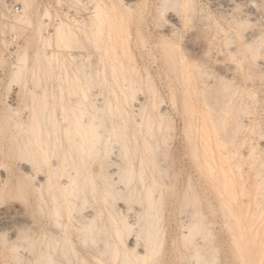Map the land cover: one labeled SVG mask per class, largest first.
<instances>
[{
  "label": "rangeland",
  "instance_id": "1",
  "mask_svg": "<svg viewBox=\"0 0 264 264\" xmlns=\"http://www.w3.org/2000/svg\"><path fill=\"white\" fill-rule=\"evenodd\" d=\"M23 1L0 0V126H3L0 127V189L3 184L1 182L7 178L9 182H6L14 184L13 187L18 185L19 178H24L21 183L26 180L24 191L28 194L22 195V198H27V203L25 200L21 201L18 195L17 201L18 198L20 201L17 203L15 191H11L14 201L8 184L3 186L4 190H0V197L5 200L0 198V264H102L103 261V264H138L136 255L141 251H146L148 257L151 254V259H147L152 263L147 260L145 264H202L209 259L214 260L212 262L215 264H244L240 261L244 258L243 253L236 254L231 234L226 227L228 218L221 207L222 200H218L214 187L193 161L189 137L196 136L202 122L201 117L207 110H213L207 104H212L208 99L209 95L210 100H214L216 103H213L219 106L218 109L220 106L225 111L232 109L228 113H214L213 116H224V125L235 130L234 162L242 164L247 171L244 170L243 173L244 185L248 188L258 185L261 189L258 192L262 194L259 195L264 198V192H261L264 191V27L261 28L262 24L264 26V0H239L242 2L241 6H234L235 3L230 0H136L137 3H133V16L127 22L128 31L126 30V49L130 51V60L123 58V50L121 51L116 36L109 35V17L101 16L100 13L105 11L112 16L110 20H116L114 13L119 14L122 4L125 5L128 0H29L25 12L22 8ZM229 1L233 4L230 9L225 7L230 4ZM97 7L99 13L94 11ZM252 7L257 14L259 11L262 13L261 18L260 14L248 17L250 14L246 9ZM245 14L249 18L246 23ZM170 16L177 20L178 29L174 47L165 48L162 32L169 27L167 22ZM22 17L24 20H21ZM257 17L258 25L256 21L250 20H257ZM250 21L253 22L251 25ZM207 26L212 31L210 30V39L206 42L204 66L193 69L188 45L197 38L201 39V30L207 29ZM67 30L73 32L75 44L65 43L62 35ZM137 33L141 34L142 41L136 39ZM241 33L242 40L247 35L255 36L254 44L256 47L257 44L258 47L261 46L257 47V56L248 54L239 38ZM196 40V44L199 43ZM221 65L231 67L229 71L233 75L230 85L224 83L219 75ZM18 67L23 69L19 72ZM226 88L229 89L228 92ZM211 97L217 98V101ZM43 99L47 104L45 112L43 110L44 113L40 116L39 126L48 136L46 146L43 144V147L48 148L49 160L45 161L47 164L36 162L34 165L32 157L24 153L25 148L19 147L25 155L18 153L21 156L17 158L19 155L16 150L19 148L9 147L16 140L18 147L19 143L25 146L26 142L33 139L30 138L33 136L31 134L38 125L32 131L26 121L31 120L34 112H39L38 107ZM5 118L10 122L6 123ZM88 121L93 123L91 126L100 135V138L95 135L96 141L93 139L95 143H91L93 147L84 137L87 128L91 129L87 125L90 123ZM22 126L31 130V133L23 130ZM37 149L31 150L33 157L38 155L34 154L35 151L39 152ZM10 150L15 151L11 154ZM26 165L31 168V176L22 177L20 170L23 171L22 168ZM49 165H53L55 171ZM67 168L69 172L66 171ZM41 179L48 181L43 187L38 186L37 181ZM26 182L29 184L26 185ZM65 183L72 187V191L68 192V189L65 193H60L61 190L57 187L61 186L58 184ZM29 185H33L35 191L27 190ZM67 192L70 194L67 195ZM7 196L12 197L7 200ZM184 198H187V202L190 200L186 207ZM182 201L184 206H180ZM20 202L26 206L22 203L24 207H21L23 205ZM68 202L70 205H66ZM193 223H201L200 226L207 224L206 230L204 227V231L191 230L190 226L195 225ZM198 224L197 229L200 228ZM23 226L27 229L24 230ZM18 230L23 234L20 237ZM106 241L109 247L106 246ZM41 250L46 254L42 256ZM111 250L118 255L114 256ZM152 254H156V258ZM211 254L212 257L214 255L213 258H210ZM107 255L110 257H106ZM244 256L249 264L257 263L251 261L249 255ZM258 257L262 258V255L256 256Z\"/></svg>",
  "mask_w": 264,
  "mask_h": 264
},
{
  "label": "bare ground",
  "instance_id": "2",
  "mask_svg": "<svg viewBox=\"0 0 264 264\" xmlns=\"http://www.w3.org/2000/svg\"><path fill=\"white\" fill-rule=\"evenodd\" d=\"M23 1V0H22ZM26 1V0H25ZM29 1V0H28ZM28 1L27 2H24L23 3V5H22V8H23V11L25 12L26 11V8H27V3H28ZM75 1V0H74ZM232 3L234 2L235 4H234V6H239V4H240V6L242 5L241 3L242 2H240L239 0H236V2L235 1H233V0H230ZM229 1V3L230 4H227V6H225V7H228L229 9L231 8V7H233V4H231V2ZM242 1V0H241ZM245 1V0H244ZM250 1V0H249ZM78 2V1H77ZM134 2H136V0H128L127 1V3L125 4V5H123L122 4V9L120 10L121 12L119 13V14H117V13H114L115 15H116V20H110V16L111 15H108V13L107 12H105V11H102V12H100L101 13V16H104V17H109V20H107V23H109V35L111 34V35H113V36H116V38H117V40L116 41H118V43H119V45L121 46V51L123 50V58H125L126 60H130V51L128 50V49H126V44H127V35H126V30L128 31V29H127V27H128V24H127V22L129 21L128 19H131V17L133 16V10L135 9V7L133 6V3ZM260 2V1H259ZM87 3V2H86ZM137 3V2H136ZM249 3V2H248ZM256 3V2H255ZM100 4H102V3H100ZM178 4V3H177ZM11 5V4H10ZM13 5V4H12ZM11 5V6H12ZM176 5V4H175ZM253 5V4H252ZM257 5V4H256ZM112 6V5H111ZM191 6V5H190ZM260 6V5H259ZM101 7V6H100ZM159 7V6H158ZM251 7V6H250ZM257 7V6H256ZM98 8L99 7H97L96 8V10H94V11H96L97 13H99V11H98ZM102 8V7H101ZM121 8V7H120ZM223 8H224V6H223ZM228 8L227 9H225V10H228ZM241 8V7H240ZM253 8V7H252ZM252 8H250V9H246V11H247V13L248 14H250V16L248 15V17H252L251 15H253V16H256V15H259L260 16V18L262 17V13H259L258 12V14L255 12V10H254V8L252 9ZM95 9V8H94ZM119 9V8H118ZM117 9V10H118ZM163 9V8H162ZM242 9V8H241ZM245 9V8H244ZM258 9V8H257ZM103 10H106V9H104L103 8ZM116 10V11H117ZM234 9H231V11H233ZM262 10V9H261ZM115 10H114V12H116ZM119 11V10H118ZM136 11V10H135ZM161 11V10H160ZM176 11V10H175ZM23 12V13H24ZM189 12V11H188ZM187 12V13H188ZM49 12H47V14H48ZM178 13V12H177ZM26 14V13H25ZM137 14V13H136ZM232 14H233V12H232ZM245 14V15H246ZM24 15V14H23ZM135 15V14H134ZM176 15V14H175ZM221 15V14H220ZM236 15V14H235ZM247 15L244 17V19L245 18H247ZM49 15H47V17H48ZM207 16H208V14H207ZM244 16V15H243ZM258 16V17H259ZM263 16H264V12H263ZM2 17V16H1ZM21 17V16H20ZM97 17H99L98 15H97ZM112 17V16H111ZM209 17V16H208ZM232 17V16H231ZM242 17V16H241ZM258 17H257V20H255V19H252V18H250V20H253V22L254 21H256V23L258 22ZM177 18V17H176ZM254 18V17H253ZM264 17H262V19H263ZM21 19V18H20ZM103 19V18H102ZM108 19V18H107ZM201 19H202V17H201ZM221 19V18H220ZM239 19V18H238ZM248 19L249 18H247L246 20H245V23L246 22H248ZM21 20H24L23 19V17H22V19ZM27 20V19H26ZM200 20V19H199ZM205 20H206V18H205ZM201 21V20H200ZM241 21H242V23H244V21H243V19H241ZM0 22H1V20H0ZM20 22V21H19ZM23 22V21H22ZM21 22V23H22ZM100 22V21H99ZM163 22V21H162ZM205 22V21H204ZM252 22V23H253ZM20 23V24H21ZM95 23V22H94ZM166 23V22H165ZM168 24H169V27L165 30V31H163L162 33L164 34V39H165V45H164V47L166 46L167 48H170L169 46H171V47H174V45H175V33L177 32V25H178V22H177V20L172 16H170V18L168 19V22H167ZM181 23V22H180ZM214 23V22H213ZM238 24L240 23V22H237ZM251 23V21H250V25L252 24ZM16 24V23H15ZM200 24V23H199ZM207 24V23H206ZM29 25V24H28ZM254 25V24H253ZM256 25H258V23L256 24ZM261 25V24H260ZM18 26V25H17ZM202 26V25H201ZM245 26H246V24H245ZM5 27H6V25H5ZM9 27V26H8ZM40 27H41V25H40ZM203 27H204V25H203ZM203 27H202V29H203ZM208 27V26H207ZM244 27V26H243ZM249 27V26H248ZM261 27V26H260ZM263 24H262V29H263ZM164 28V27H163ZM240 28V27H239ZM241 28H242V26H241ZM10 30V29H9ZM8 30V31H9ZM107 30V29H106ZM160 30V29H159ZM210 30L212 31V29H209V27L206 29V28H204L203 30H201V36H199V37H201V39L200 38H197V40L198 39H200V41L198 40H196L197 42H199V43H197L196 44V42H195V40H194V43H190V44H194V45H188V46H190V47H188V49L191 51V57H192V64L194 65V67H193V69L196 67V68H199V67H201V66H204V65H202L203 64V59H204V52H205V47H206V42L210 39ZM14 31H16V30H14ZM24 31V30H23ZM238 32H240V30L238 31ZM61 33H63V32H61ZM262 33V32H261ZM34 34V33H33ZM248 34V33H247ZM129 35V34H128ZM141 34L140 33H137V38L136 39H138V41L139 40H141L142 41V37L140 36ZM162 35V34H161ZM230 35V34H229ZM241 35H242V33L240 34V39H241ZM252 35H254V34H252ZM4 36V35H3ZM63 37H64V41H65V43L67 44H71V43H74V37H73V32H71L70 30L68 31H65L64 32V35H62ZM249 35H247V38L245 39V38H243V46L245 47V49H246V51L248 52V54L250 53L251 55H255L256 54V56L259 54V53H257L258 52V49H257V47L259 46L258 44H257V47H256V45L254 44V41H255V36H249ZM109 37V36H108ZM111 37V36H110ZM197 37V36H196ZM50 38V37H49ZM58 38V37H57ZM195 38V37H194ZM233 38V37H232ZM256 38H258V36L256 37ZM5 39V38H4ZM144 39V38H143ZM180 39V38H179ZM63 40V39H62ZM76 40V39H75ZM129 40V39H128ZM232 40V39H231ZM48 41V40H47ZM229 42H231L230 40H228ZM233 41V40H232ZM259 41V40H258ZM144 42V41H143ZM210 42V41H209ZM261 42V41H260ZM115 43H117V42H115ZM185 43V42H184ZM232 43V42H231ZM258 43V42H257ZM10 44V43H9ZM47 44V43H46ZM75 44V43H74ZM210 44V43H209ZM235 44V43H234ZM238 45V44H237ZM9 46V45H8ZM16 46H17V44H16ZM25 46H26V44H25ZM71 46V45H70ZM86 46V45H85ZM84 46V47H85ZM97 46V45H96ZM18 47V46H17ZM113 47V46H112ZM116 46H114V48H115ZM165 47V48H166ZM185 47V46H184ZM261 47V46H260ZM260 47H258V48H260ZM5 48V47H4ZM23 48V47H22ZM70 48V47H69ZM113 48V49H114ZM117 48V47H116ZM119 48V47H118ZM164 48V49H165ZM211 48V47H210ZM13 49V48H12ZM17 49V48H16ZM79 49V48H78ZM120 49V48H119ZM262 49V48H261ZM7 50V49H6ZM20 50V49H19ZM73 50H75V49H73ZM97 50V49H96ZM233 50V49H232ZM237 50H238V48H237ZM236 49L234 50V51H237ZM234 51L232 52V56L234 55ZM261 51V50H260ZM41 52V51H40ZM221 52V51H220ZM262 52V51H261ZM57 53V52H56ZM15 54V53H14ZM36 54V53H35ZM47 54V53H46ZM51 54V53H50ZM239 54V53H238ZM261 54V53H260ZM26 55V54H25ZM37 55V54H36ZM121 55V56H122ZM222 55V54H221ZM240 55V54H239ZM262 55H264V54H262ZM49 56V55H48ZM51 56V55H50ZM55 56V55H54ZM220 56V55H219ZM71 57V56H70ZM118 57V56H117ZM162 57V56H161ZM210 57V56H209ZM251 57V56H250ZM4 58V57H3ZM14 58V57H13ZM51 58V57H50ZM55 58V57H54ZM53 58V59H54ZM252 58V57H251ZM22 59V58H21ZM26 59V58H25ZM253 59H256V58H253ZM258 59V58H257ZM263 59V58H262ZM1 60V59H0ZM7 60V59H6ZM5 60V61H6ZM64 60V59H63ZM62 60V61H63ZM119 60V59H118ZM264 60V59H263ZM218 61V60H217ZM17 62V61H16ZM72 62V61H71ZM81 62V61H80ZM128 62V61H127ZM126 62V63H127ZM24 63H26V62H24ZM83 63H85V62H83ZM118 63V62H117ZM120 63V62H119ZM122 64L124 63V62H121ZM208 63V62H207ZM222 63V62H221ZM89 64V63H88ZM129 64H130V62H129ZM206 64V63H205ZM60 65H62V64H60ZM131 65V64H130ZM126 66H127V64H126ZM132 66H133V64H132ZM257 66H258V64H257ZM129 67V66H128ZM128 67H127V69H128ZM252 67V66H251ZM259 67V66H258ZM19 69H17L19 72L23 69V67H18ZM114 70H115V68H116V66L114 65ZM126 68V67H125ZM21 69V70H20ZM25 69V68H24ZM34 69V68H33ZM130 69V68H129ZM12 70H13V68H12ZM15 70V69H14ZM121 70V69H120ZM131 70H133V69H131ZM229 70H231V67L229 66V65H226V66H222L221 65V67H219V75H220V77H221V79L223 80V81H225L224 83H226L227 85L230 83L231 84V80H232V75L230 74V71ZM63 71V70H62ZM78 71H79V69H78ZM86 71V70H85ZM209 71V70H208ZM248 71V70H247ZM255 71V70H254ZM114 72V71H113ZM121 72H123L122 70H121ZM131 72V71H130ZM232 72V71H231ZM11 73V72H10ZM134 73V72H133ZM262 73V72H261ZM263 73H264V71H263ZM13 74V73H12ZM20 74V73H19ZM19 74H17V75H19ZM28 74V73H27ZM65 74H66V72H65ZM74 74V73H73ZM84 74V73H83ZM87 74V73H86ZM121 74V73H120ZM137 74H138V72H137ZM161 74V73H160ZM94 75V74H93ZM92 75V76H93ZM99 75V74H98ZM97 75V76H98ZM122 75V77H123V74H121ZM128 75H129V73H128ZM172 75V74H171ZM255 75V74H254ZM74 76H75V74H74ZM90 76V75H89ZM253 76V75H252ZM19 77V76H18ZM33 77V76H32ZM61 77V76H60ZM134 77V76H133ZM136 77V76H135ZM201 77V76H200ZM255 77H256V75H255ZM16 78V77H15ZM65 78V77H64ZM66 78H67V76H66ZM104 78V77H103ZM14 79V78H13ZM75 79H76V77H75ZM23 80V79H22ZM67 80V79H66ZM131 80V79H130ZM201 80H202V78H201ZM213 80H215V79H213ZM213 80H211V81H213ZM26 81V80H25ZM88 81V80H87ZM92 81V80H91ZM203 81H204V79H203ZM20 82V81H19ZM63 82V81H62ZM75 82V81H74ZM78 82V81H77ZM125 82V81H124ZM251 82V81H250ZM18 83V82H17ZM88 83V82H87ZM86 83V84H87ZM95 83V82H94ZM123 83V82H122ZM75 84V83H74ZM91 84H93V83H91ZM133 84V83H132ZM203 84V83H202ZM201 84V85H202ZM206 84V83H205ZM212 84V83H211ZM229 84V85H230ZM85 85V84H84ZM128 85V84H127ZM28 86V85H27ZM79 86V85H78ZM129 86V85H128ZM135 86H136V84H135ZM153 86V85H152ZM226 86V85H225ZM254 86V85H253ZM85 87H86V85H85ZM88 87H89V85H88ZM91 87V86H90ZM94 87V86H93ZM202 87V86H201ZM212 87V86H211ZM226 87H228V86H226ZM77 88H79V87H77ZM130 88V87H129ZM148 88H150L149 86H148ZM203 88V87H202ZM209 88V87H208ZM213 88V87H212ZM229 88V87H228ZM228 88H226V90L228 89ZM67 89V88H66ZM65 89V90H66ZM87 89V88H86ZM207 89V88H206ZM211 89V88H210ZM209 89V90H210ZM224 89V88H223ZM57 90V89H56ZM226 90H225V92H226ZM229 90V89H228ZM228 90H227V92H228ZM217 91V90H216ZM60 92V91H59ZM72 92H75V91H72ZM148 92V91H147ZM202 92V91H201ZM211 92V91H210ZM213 92V91H212ZM207 93V92H206ZM219 93V92H218ZM230 93V92H229ZM255 93V92H254ZM47 94V93H46ZM45 94V95H46ZM208 94V93H207ZM210 94V93H209ZM220 94V93H219ZM25 95V94H24ZM31 95H32V93H31ZM34 95V94H33ZM36 95V94H35ZM86 95V94H85ZM206 95V94H205ZM215 95V94H214ZM213 95V96H214ZM217 95V94H216ZM215 95V96H216ZM226 95V94H225ZM62 96V95H61ZM74 96V95H73ZM210 96L211 95H209V101H211L212 102V104L211 103H207L206 101V103L208 104V106H209V108H212L213 110L211 111H209V110H207V113H205L202 117H201V120H202V122H201V124H200V126H199V128H198V130H197V133H196V136L195 137H193V136H190L189 138V140H190V145H191V156H192V158H193V161H195V164H196V166H197V168L199 169V171L201 172V174L202 175H204L205 176V178H207V180H208V182L211 184V186H213L214 187V190H215V192H216V195H217V197L219 198L218 200H222L221 202L222 203H220L222 206V209L223 210H225L226 211V213H227V218H228V220H226L227 221V224H226V227H227V229H228V232L231 234V237H232V243H233V246H234V249L236 250V254H242L243 255V257L244 258H242V260H240L242 263H244V264H249L250 262L247 260V258H246V256H244V254H246V255H249V257L248 258H250V260L251 261H254V263H256L255 261H257V263L256 264H264V260H263V255H264V205H263V199L264 198H262L260 195H262L260 192H258L259 190H261V189H259V187H258V185H254V187H251V188H248L247 186H245L244 184V181H243V173H244V166L242 165V164H239L238 162H234V160L236 159L235 158V155H236V150H235V136H236V134L234 133L235 132V130L233 129V128H229V127H226L225 125H224V121H226V119L224 120V116L223 117H220V116H213L214 115V113L216 114V115H219V113L221 112L222 114H223V112H225V113H228L227 111H229L230 110V108L227 110V111H225V108H223V107H221L220 106V109H218L219 108V106H217V104H214L213 102H215L214 100H210ZM3 97V96H2ZM33 97H35V96H33ZM37 97V96H36ZM35 97V98H36ZM43 97H46V96H43ZM67 97V96H66ZM84 97V96H83ZM115 97V96H114ZM47 98V97H46ZM56 98V97H55ZM85 98V97H84ZM89 98V97H88ZM205 98H206V96H205ZM211 98H214L215 99V97H211ZM230 98V97H229ZM21 99V98H20ZM57 99V98H56ZM217 99V98H216ZM215 99V100H216ZM44 101H42V103L39 105L40 107H38L40 110H39V112H34L33 114H34V116L33 117H31V120H29V121H26L28 124H29V128L32 130V129H34L35 128V125H36V127H37V125H38V128L36 129V131H33V133L31 134V135H33L32 137H30L32 140H28L29 141V143H27L26 142V145L24 146V144L22 145H20V143H19V145H18V147L16 146V143H18L17 141L18 140H16V138H13V140L15 139L16 141H14V144L13 143H11V146L12 145H14V146H12L13 148H11V146L9 147L10 149H14L15 147L16 148H19V147H21L22 146V148L25 150L24 151V153L26 154V156H28L29 155V157H32V162L34 163V165H36V162H37V164L39 163V162H42V164L46 161H48L49 159L47 158V155H48V148L46 149V144H45V140L48 138V136H46L47 134L43 131V129L41 130L40 129V126H39V124L41 123V121H40V116H42V114L45 112V108H46V104H45V99H43ZM71 100V99H70ZM75 100V99H74ZM149 100V99H148ZM147 99H146V101H148ZM154 100V99H153ZM153 100H152V102H153ZM41 101V100H40ZM56 101V100H55ZM92 101V100H91ZM217 101V100H216ZM223 101V100H222ZM38 102V101H37ZM75 102V101H74ZM95 102V101H94ZM117 102V101H116ZM17 103V102H16ZM72 103V102H71ZM76 103V102H75ZM74 103V104H75ZM216 103V102H215ZM221 103V102H220ZM23 104V103H22ZM83 104V103H82ZM93 104V103H92ZM101 104H102V102H101ZM213 104H214V106H213ZM229 104V103H228ZM68 105V104H67ZM212 105V106H211ZM36 106H38V105H36ZM73 106V105H72ZM75 106V105H74ZM145 106V105H144ZM154 106V105H153ZM207 106V105H206ZM216 106V108H214ZM116 107V106H115ZM244 107V106H243ZM26 108V107H25ZM29 108V107H28ZM95 108V107H94ZM145 108V107H144ZM147 108V107H146ZM208 108V107H207ZM223 108V109H222ZM227 108V107H226ZM16 109V108H15ZM102 109V108H101ZM151 109V108H150ZM17 110V109H16ZM27 110V109H26ZM43 110H44V112H43ZM190 110V109H189ZM206 110V109H205ZM221 110H224V111H221ZM232 110V109H231ZM230 110V111H231ZM19 111V110H18ZM34 111H36V110H34ZM61 111V110H60ZM80 111H82V110H80ZM87 111V110H86ZM100 111H102V110H100ZM143 111V110H142ZM164 111V110H163ZM13 112H15V111H13ZM50 112V111H49ZM205 112V111H204ZM212 112H213V114H212ZM245 112V111H244ZM23 113V112H22ZM75 113V112H74ZM111 113V112H110ZM32 114V113H31ZM41 114V115H40ZM88 114V113H87ZM184 114V113H183ZM202 114V113H201ZM221 114V115H222ZM25 115V114H24ZM100 115V114H99ZM146 115V114H145ZM162 115V114H161ZM187 115V114H186ZM190 115V114H189ZM188 115V116H189ZM231 115V114H230ZM232 115H234V114H232ZM165 116V115H164ZM199 116V115H198ZM226 116V115H225ZM228 116V115H227ZM91 117V116H90ZM97 117V116H96ZM146 117H148L147 115H146ZM232 117H234V116H232ZM249 117V116H248ZM1 118V117H0ZM27 118V117H26ZM77 118V117H76ZM94 117L92 116V119H93ZM158 118V117H157ZM226 118V117H225ZM246 118V117H245ZM97 119V118H96ZM102 119V118H101ZM101 119H99V120H101ZM248 119H250V118H248ZM4 120V119H3ZM5 120H7V121H5L6 123L7 122H10L8 119H6L5 118ZM62 120V119H61ZM64 120H66V119H64ZM98 120V122H101V121H99ZM103 120V119H102ZM151 120V119H150ZM187 120V119H186ZM39 121H40V123H39ZM86 121V120H85ZM94 121V120H93ZM146 121V120H145ZM148 122H150L149 121V119L147 120ZM155 121V120H154ZM167 121V120H166ZM4 122V121H3ZM14 122V121H13ZM21 122V121H20ZM23 122V121H22ZM25 121H24V123H26ZM88 122H90V121H88ZM97 122V123H98ZM103 122V121H102ZM161 122V121H160ZM239 122V121H238ZM26 123V124H27ZM71 123V122H70ZM79 123V122H78ZM91 123L92 122H90V123H87V125L89 124V128L91 127V129H88L87 128V130L88 131H86L85 132V135H84V137L86 138V140L87 141H89L90 142V145H92V147H93V144H91V143H95V142H93V139H94V137H96L95 135H98L97 134V131L93 128V125L91 126ZM146 123V122H145ZM156 123V122H155ZM26 124H24L25 125V127H26ZM81 124V123H80ZM93 124V123H92ZM146 124H148V123H146ZM152 124H154L153 122H152ZM159 124V123H158ZM41 125V124H40ZM65 125V124H64ZM63 125V126H64ZM149 125H151V124H149ZM148 125V126H149ZM240 125H241V123H240ZM21 126V125H20ZM81 126V125H80ZM96 126V125H95ZM94 126V127H95ZM100 126V125H99ZM147 126V127H148ZM155 126V125H154ZM167 126V125H166ZM1 128L3 127V126H0ZM17 127V126H16ZM23 127V126H22ZM25 127H23L22 129L24 130V129H26ZM70 127V126H69ZM88 127V126H87ZM152 127V126H151ZM158 127V126H157ZM165 127V126H164ZM173 127V126H172ZM233 127V126H232ZM242 127V126H241ZM0 128V129H1ZM21 128V127H20ZM112 128H113V126H112ZM160 128V127H159ZM195 128H197V127H195ZM235 128V127H234ZM237 128H238V126H237ZM39 129V130H38ZM79 129V128H78ZM85 129V128H84ZM169 129V128H168ZM244 129V128H243ZM3 130V129H2ZM22 130V131H23ZM29 129H26V131H28ZM31 130H29L30 131V133H31ZM35 130V129H34ZM66 130V129H65ZM77 130V129H76ZM114 130V129H113ZM148 130V129H147ZM165 130V129H164ZM185 130V129H184ZM26 131H23V132H26ZM28 131V132H29ZM73 131V130H72ZM96 131V132H95ZM238 131H240V129L238 130ZM80 132V131H79ZM79 132H76L77 134L79 133ZM117 132V131H116ZM164 132V131H163ZM171 132V131H170ZM21 133V132H20ZM19 133V134H20ZM29 133V134H30ZM66 133H67V130H66ZM71 133V132H70ZM69 133V134H70ZM146 133H148V132H146ZM145 133V134H146ZM69 134H67V135H69ZM234 134H235V136H234ZM66 134H64V136H65ZM66 135V136H67ZM122 135V134H121ZM120 135V136H121ZM155 135V134H154ZM153 135V136H154ZM189 135V134H188ZM14 136V135H13ZM70 137H71V135H69ZM69 136H68V138H69ZM78 136V135H77ZM80 136V135H79ZM99 136V138H100V135H98ZM115 136V135H114ZM133 136V135H132ZM116 137V136H115ZM81 138V137H80ZM98 138V139H99ZM122 138V137H121ZM151 138V137H150ZM146 139V138H145ZM48 140V139H47ZM95 140V139H94ZM60 141V140H59ZM72 141V140H71ZM86 141V143H89V142H87ZM96 141V140H95ZM83 142H85V141H83ZM152 142V141H151ZM100 143V142H99ZM122 143V142H121ZM43 144H45V146L43 147ZM65 144V143H64ZM97 144H98V142H97ZM123 144H125V143H123ZM153 144H155V143H153ZM60 145H62V144H60ZM86 145V144H85ZM89 145V144H88ZM151 145V144H150ZM95 146V145H94ZM122 146V145H121ZM125 146V145H124ZM123 146V147H124ZM153 146V145H152ZM44 149H43V148ZM89 147H91V146H89ZM99 147V146H98ZM237 147V146H236ZM7 148V147H6ZM22 148H21V150H22ZM33 148H35V149H37V148H39L40 150H38L39 152H37V151H35V153L34 154H36V153H38V155L36 154V157H33V154H32V149ZM69 148V147H68ZM95 148V147H94ZM122 148V147H121ZM257 148V147H256ZM96 149V148H95ZM9 150V149H8ZM16 150V149H15ZM15 150H13V151H15ZM20 150V148H19V150H16L17 151V155H19L18 153H22V151ZM92 149H90V151H91ZM11 151V150H10ZM13 151H11V154H12V152ZM19 151H21V152H19ZM69 152H70V150H68ZM72 151V150H71ZM79 151V150H78ZM89 151V150H88ZM125 151V150H124ZM123 151V152H124ZM153 151V150H152ZM262 151V150H261ZM31 152V155L29 154ZM15 153V152H14ZM24 153H22V154H24ZM71 154H72V152H70ZM82 153V152H81ZM88 153V152H87ZM260 153V152H259ZM24 154V155H25ZM67 154H68V152H67ZM75 154V153H74ZM89 154V153H88ZM99 154V153H98ZM125 154L126 153H124L123 155L125 156ZM5 155V154H4ZM9 155V154H8ZM15 155V154H14ZM17 155L15 156V157H17ZM22 156V157H24L25 158V156ZM65 155V154H64ZM69 155V154H68ZM73 155V154H72ZM241 155V154H240ZM13 156V155H12ZM21 155H19L17 158H19ZM54 156V155H53ZM52 156V157H53ZM96 156V155H95ZM126 156H128V155H126ZM154 156V155H153ZM250 155H248V157H249ZM258 156H260V155H258ZM7 157V156H6ZM38 157V158H37ZM63 157V156H62ZM69 157H70V155H69ZM78 157V156H77ZM97 157V156H96ZM95 157V158H96ZM99 157V156H98ZM248 157H247V160H248ZM12 158V157H11ZM34 158H35V161H34ZM37 158V159H36ZM66 158V157H65ZM72 158V157H71ZM250 158V157H249ZM258 158V157H257ZM256 158V159H257ZM260 158V157H259ZM258 158V159H259ZM30 159V158H29ZM48 159V160H47ZM67 159V158H66ZM82 159V158H81ZM81 159H80V161H81ZM89 159V158H88ZM239 159H240V157H239ZM28 160V159H27ZM27 160H25V161H27ZM37 160V161H36ZM51 160V159H50ZM55 160V159H54ZM63 160V159H62ZM96 160V159H95ZM124 160V159H123ZM128 160V159H127ZM1 161V160H0ZM66 161V160H65ZM78 161V160H77ZM21 162H23V160L21 161ZM20 162V163H21ZM45 162V163H46ZM51 162V161H50ZM55 162V161H54ZM61 162V161H60ZM71 162H73L72 160H71ZM122 162V161H121ZM124 162V161H123ZM6 163V162H5ZM8 163H10V162H8ZM29 163V162H28ZM31 163V162H30ZM66 163V162H65ZM250 163V162H249ZM248 163V164H249ZM253 163V162H252ZM47 164V163H46ZM52 164V163H51ZM56 164V163H55ZM68 164V163H67ZM87 164V163H86ZM129 164H130V162H129ZM257 164V163H256ZM3 165V164H2ZM7 165V164H6ZM59 165H60V163H59ZM159 165V164H158ZM8 166V165H7ZM32 166H33V164H32ZM49 166H51V165H49ZM53 166V165H52ZM50 167L51 168V170H53L54 169V171H55V168H53V167ZM56 166V165H55ZM62 166V165H61ZM71 166V165H70ZM131 166V165H130ZM142 166V165H141ZM5 167V166H4ZM13 167V166H12ZM24 167V166H23ZM31 167V166H30ZM35 167V166H34ZM63 167H64V165H63ZM74 167V172H75V166H73ZM79 167V166H78ZM127 167H128V165H127ZM129 168V167H128ZM158 168H160V167H158ZM4 170H5V168H3ZM23 169V171L22 170H20L22 173H21V175H23L22 177H26L27 175H30V173L32 172H30V170L29 169H31V168H29L27 165L24 167V168H22ZM34 169V168H33ZM71 169V168H70ZM80 169V168H79ZM130 169V168H129ZM69 169L67 168V170L66 171H68ZM77 170V169H76ZM81 170H82V168H81ZM122 170V169H121ZM131 170V169H130ZM254 170V169H253ZM37 171V170H36ZM57 171H59V168H58V170ZM63 171V170H62ZM87 171V170H86ZM246 171V170H245ZM38 172V171H37ZM69 172V171H68ZM131 172V171H130ZM160 172V171H159ZM199 172V173H200ZM247 172V171H246ZM13 173V172H12ZM40 173V172H39ZM62 173V172H61ZM78 173H79V171H78ZM66 174V173H65ZM65 174H63V175H65ZM75 174H77V173H75ZM55 175H56V173H55ZM89 175V174H88ZM102 175V174H101ZM262 175H263V173H262ZM31 176V175H30ZM62 176V175H61ZM68 176V175H67ZM81 176V175H80ZM129 176V175H128ZM133 176V175H132ZM201 176V175H200ZM66 177V176H65ZM131 177V176H130ZM141 177V176H140ZM264 177V176H263ZM262 177V178H263ZM104 178V177H103ZM107 178V177H106ZM132 178V177H131ZM255 178V177H254ZM1 179V178H0ZM4 179H6V177H4ZM21 179V181L19 182V180ZM69 179V178H68ZM151 179V178H150ZM189 179V178H188ZM7 180H8V178H7ZM7 180H1V181H3V182H1V183H5V185H3V184H1L2 185V189H0V190H4V188H3V186H6V184H8V187L10 186L11 188H9V190H10V194H12L11 193V191H15L14 192V195H15V197L18 195L19 197H20V199H22L21 201H23V200H25L26 201V203H27V198L26 199H24V198H22L23 196V193H26L24 190H25V181H23V183H21L22 182V180H24V178L22 179V178H19L18 179V185H15V187H13L14 186V184L13 185H9V184H11V182L10 183H7V182H9V180L7 181ZM55 180V179H54ZM78 180H79V177H78ZM126 180V179H125ZM129 180H130V178H129ZM259 180H260V178H259ZM263 180V179H262ZM7 181V182H6ZM28 181V180H27ZM29 181H31V180H29ZM73 181V184L76 182V179H75V182H74V180H72ZM85 181V180H84ZM105 181H107V180H105ZM151 181V180H150ZM190 181V180H189ZM198 181V180H197ZM37 182H39L38 183V186H42L43 187V184H47V182L48 181H45V179H41L40 181H37ZM207 182V181H206ZM15 183V182H14ZM16 183H17V180H16ZM28 182H26V185H28L27 184ZM31 183V182H30ZM84 183V182H83ZM93 183V182H92ZM148 183V182H147ZM155 183V182H154ZM79 184V183H78ZM153 184V183H152ZM151 184V185H152ZM192 184V183H191ZM59 186H61V187H57V189L59 190V188H60V190H61V192L60 193H62V191L65 193L68 189V192H70V190L72 191V189H70V187L71 186H68L66 183L63 185H61V184H58ZM57 185V186H58ZM66 185V186H65ZM69 185H70V183H69ZM143 185V184H142ZM150 185V186H151ZM154 185V184H153ZM31 188H30V187ZM28 186V188H26L27 190H29V189H31V190H34V186H33V189H32V186L31 185H29ZM35 186H37V185H35ZM37 186V187H38ZM55 186V185H54ZM93 186V185H92ZM91 186V187H92ZM109 186V185H108ZM262 186V185H261ZM27 187V186H26ZM36 187V188H37ZM73 187H75V186H73ZM149 187V186H148ZM189 187H191V186H189ZM263 187V186H262ZM35 188V189H36ZM72 188V187H71ZM76 188H77V186H76ZM75 188V189H76ZM38 189V188H37ZM37 189H36V191H37ZM49 189V188H48ZM74 189V188H73ZM150 190H152L153 188H149ZM262 189H264V188H262ZM6 190V189H5ZM30 190V191H31ZM39 191H40V188L38 189ZM59 190V191H60ZM94 190V189H93ZM108 190V189H107ZM30 191H28V192H30ZM35 191V190H34ZM78 191H80L79 189H78ZM153 191V190H152ZM68 192H67V195H69L68 194ZM147 192V191H146ZM257 192H258V194H257ZM261 192H264V191H261ZM64 193H63V195H64ZM75 193H77V192H74V194ZM149 194L151 193V192H148ZM160 193V192H159ZM188 193V192H187ZM255 193V194H254ZM259 193H260V195H259ZM0 194L2 195V192L0 191ZM27 194V193H26ZM108 194V193H107ZM110 194V193H109ZM152 194H153V192H152ZM151 194V195H152ZM161 194V193H160ZM4 195V194H3ZM13 195V194H12ZM14 195H13V197L12 196H10V197H12L13 198V200H14ZM28 195V194H27ZM145 195H148V194H145ZM159 195V194H158ZM5 196V195H4ZM3 196V197H4ZM55 196V195H54ZM61 197H62V194L60 195ZM66 196V195H65ZM72 196V195H71ZM71 196H68V197H71ZM150 196V195H149ZM148 196V197H149ZM2 197V196H1ZM0 197V198H1ZM6 197V196H5ZM9 196H7V198H8ZM9 197V198H10ZM28 197V196H27ZM58 197V196H57ZM64 197V196H63ZM161 197V196H160ZM184 197V196H183ZM7 199V200H10V199ZM36 198V197H35ZM67 198V197H66ZM104 198V197H103ZM152 198V197H151ZM190 198V197H189ZM199 198V197H198ZM2 199V198H1ZM20 199L18 198V201H20ZM72 199V198H71ZM94 199V198H93ZM148 199V198H147ZM180 199V198H179ZM184 199H186V200H184V203H185V206H184V203H183V201H182V203L183 204H181L180 206H184V207H186V204L188 205L189 204V202H190V200H189V202H187L188 200H187V198H184ZM2 200H4V199H2ZM16 200V201H15ZM15 202H17V203H19L18 201H17V197L15 198ZM73 200V199H72ZM149 200V199H148ZM182 200H183V198H182ZM193 200V199H192ZM5 201V200H4ZM12 201V200H11ZM13 201V202H14ZM25 201H23V202H25ZM217 201V200H216ZM10 202V201H9ZM23 202H20L21 204L23 203ZM44 202V201H43ZM65 202V201H64ZM70 202H72V201H70ZM158 202V201H157ZM16 203V204H17ZM218 203V202H217ZM15 204V203H14ZM24 205H25V203H23ZM22 204V205H23ZM44 204V203H43ZM155 204V203H154ZM153 204V205H154ZM191 204H192V202H191ZM6 205V204H5ZM20 204H18V206H19ZM24 205L23 206H21V207H24ZM30 205V204H29ZM45 205V204H44ZM65 205V204H64ZM66 205H70L69 204V202H68V204L66 203ZM66 205H65V207H66ZM148 205H150V204H148ZM159 205V204H158ZM19 206V207H20ZM26 206V205H25ZM20 207V208H21ZM30 207V206H29ZM40 207V206H39ZM47 207V206H46ZM54 207V206H53ZM71 207V206H70ZM157 207V206H156ZM184 207H182L183 208V210H184ZM195 207V206H194ZM10 208V207H9ZM12 208H13V206H12ZM17 208V207H16ZM68 208H69V206H68ZM154 208H155V206H154ZM59 209V208H58ZM32 210V209H31ZM56 210V209H55ZM70 210V209H69ZM68 210V211H69ZM72 210V209H71ZM156 210V209H155ZM159 210V209H158ZM181 210V209H180ZM17 211V210H16ZM15 211V212H16ZM25 211H26V209H25ZM40 211H41V208H40ZM57 211V210H56ZM122 211V210H121ZM23 212H24V210H23ZM150 212V211H149ZM153 212V211H152ZM161 212V211H160ZM5 213H7V212H5ZM111 213V212H110ZM201 213V212H200ZM53 214V213H52ZM103 214V213H102ZM194 214V213H193ZM3 215H5L4 213H3ZM9 215V214H8ZM16 215V214H15ZM88 215V214H87ZM6 216V215H5ZM39 216V215H38ZM101 216V215H100ZM122 216V215H121ZM120 216V217H121ZM153 216V215H152ZM160 216V215H159ZM197 216V215H196ZM98 217V216H97ZM113 217V216H112ZM117 217V216H116ZM156 217H158V216H156ZM155 217V218H156ZM201 217H202V215H201ZM9 218V217H8ZM26 218V217H25ZM92 218V217H91ZM118 218V217H117ZM153 218V217H152ZM193 218V217H192ZM122 219H124V218H122ZM194 219V218H193ZM195 219H196V217H195ZM10 220V219H9ZM27 220V219H26ZM30 220V219H29ZM112 220V219H111ZM120 220V219H119ZM156 220V219H155ZM158 220V219H157ZM6 221V220H5ZM89 221H90V219H89ZM110 221V220H109ZM122 221V220H121ZM124 221V220H123ZM195 222V221H194ZM11 223V222H10ZM14 223V222H13ZM32 223V222H31ZM34 223V222H33ZM115 223H116V221H115ZM114 223V224H115ZM124 223V222H123ZM153 223V222H152ZM23 224V223H22ZM125 224V223H124ZM151 224V223H150ZM189 224V223H188ZM193 224H195V223H193ZM197 224L198 223H196L195 225H191L190 226V228H191V230H193L194 231V229H196V230H199L200 229V231H204V229H203V227L205 228V225H207V224H205L204 226H200V224H198V226L200 227V228H196L197 227ZM203 224V223H202ZM26 225V224H25ZM30 225V224H29ZM28 225V226H29ZM31 226V225H30ZM90 226H92V225H90ZM90 226H87V227H90ZM151 226V225H150ZM94 227H96V226H94ZM194 227V228H193ZM82 228V227H81ZM92 228V227H91ZM100 228V227H99ZM126 228V227H125ZM152 228V227H151ZM155 228V227H154ZM21 230H25V229H27L26 228V226H25V228H24V226H23V229H22V227L20 228ZM85 229H87V228H85ZM102 229V228H101ZM202 229V230H201ZM21 230H18V232H17V234H18V236L20 237V235H23V234H21ZM23 230V231H24ZM29 230V229H28ZM122 230V229H121ZM205 230H206V228H205ZM209 230V229H208ZM90 231V230H89ZM119 231V230H118ZM123 231H124V229H123ZM156 231V230H155ZM154 231V232H155ZM190 231V230H189ZM210 231V230H209ZM86 232V231H85ZM120 232V231H119ZM159 232V231H158ZM91 233V232H90ZM104 233V232H103ZM148 233V232H147ZM185 233V232H184ZM189 233V232H188ZM191 233H192V231H191ZM17 234H15V235H17ZM190 234V233H189ZM204 234H205V232H204ZM207 234V233H206ZM150 235V234H149ZM153 235H154V233H153ZM155 235H156V233H155ZM158 235V234H157ZM186 235V234H185ZM188 235V234H187ZM186 235V236H187ZM203 235V234H202ZM17 236V237H18ZM111 236V235H110ZM120 236V235H119ZM190 237H191V235H189ZM189 236H187V237H189ZM16 237V238H17ZM156 237V236H155ZM183 237V236H182ZM119 238V237H118ZM185 238V237H184ZM183 238V239H184ZM154 239H156V238H154ZM189 240H190V238H188ZM54 240V239H53ZM110 240V239H109ZM108 240V241H109ZM108 241H106V246H108L109 247V245H108ZM121 241V240H120ZM135 241V240H134ZM186 241V240H185ZM110 242V241H109ZM48 243H49V241H48ZM114 243V242H113ZM188 243V242H187ZM188 244H190V243H188ZM199 244V243H198ZM112 245V244H111ZM197 245V244H196ZM106 246H105V248H106ZM116 246V245H115ZM114 246V247H115ZM135 246V245H134ZM134 246L132 247V248H134ZM154 246V245H153ZM156 246V245H155ZM160 246V245H159ZM158 246V247H159ZM47 248V247H46ZM155 248V247H154ZM153 248V249H154ZM106 249H108V248H106ZM105 249V250H106ZM110 249V248H109ZM112 249V248H111ZM152 249V248H151ZM197 249H199V248H197ZM44 250V249H43ZM120 250V249H119ZM118 250V251H119ZM125 250V249H124ZM155 250V249H154ZM44 251H48L47 249L46 250H44ZM112 251V250H111ZM130 251H132V250H130ZM145 251V250H144ZM156 251H157V249H156ZM197 251V250H196ZM106 252H108L107 250H106ZM113 252V251H112ZM112 252H110V253H112ZM115 252V251H114ZM113 252V255L114 254H116V252L114 253ZM122 252H124V251H122ZM146 252V251H145ZM145 252H143V251H141V252H139V253H137V255H136V259L137 260H139L138 261V264H145L146 263V261L147 260H149V259H147V258H150L151 259V254L149 255V257H148V253L146 254ZM154 252V251H153ZM199 252V251H198ZM40 253V252H39ZM105 253V252H104ZM109 253V252H108ZM132 253H133V251H132ZM150 253H152V251L150 252ZM157 253V252H156ZM41 255L42 254H46L45 252L43 253L42 252V250H41V253H40ZM39 254V255H40ZM66 254V253H65ZM91 254H92V252H91ZM107 254V253H106ZM122 254V253H121ZM124 255H125V253H123ZM48 255V254H47ZM68 255V254H67ZM109 255V254H108ZM108 255L106 256V257H108ZM111 255V254H110ZM116 255H118V254H116ZM123 255V256H124ZM155 256H156V254H154ZM262 255V258L260 257H258V258H256V256H261ZM43 256V255H42ZM95 256V255H94ZM100 256V255H99ZM105 256V255H104ZM112 256V255H111ZM115 256V255H114ZM127 256V255H126ZM133 256V255H132ZM155 256H153V254H152V257H155ZM101 257V256H100ZM110 257V256H109ZM108 257V258H109ZM113 257V256H112ZM212 257V254L210 255V258ZM213 257H214V255H213ZM212 257V258H213ZM252 257V258H251ZM105 257H103V259H104ZM107 258V259H108ZM124 258V257H123ZM156 258V257H155ZM208 258V257H207ZM205 259V261H207L208 259ZM101 259V258H100ZM126 259V258H125ZM135 259V258H134ZM215 259V258H214ZM217 259V258H216ZM257 259V260H256ZM102 260V259H101ZM105 260H106V258H105ZM111 260H112V258H111ZM243 260H245V262H243ZM248 261V263H246L247 261ZM124 261V260H123ZM132 261V260H131ZM130 261V262H131ZM150 261V260H149ZM148 261V262H149ZM203 261V260H202ZM211 259H209L207 262H204V263H202V264H215L214 262H212V261H214V260H212L211 262ZM116 262V261H115ZM151 262V261H150ZM101 263H102V261H101ZM103 263H104V261H103ZM102 263V264H103ZM125 263V262H124ZM127 263V262H126ZM152 263V262H151ZM107 264H109L108 262H107ZM127 264H130V263H127ZM132 264H135V263H132ZM150 264V263H149ZM199 264V263H198ZM201 264V263H200ZM252 264H253V262H252Z\"/></svg>",
  "mask_w": 264,
  "mask_h": 264
}]
</instances>
